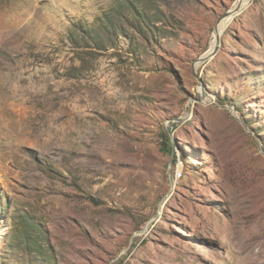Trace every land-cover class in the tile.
I'll use <instances>...</instances> for the list:
<instances>
[{
	"label": "rangeland",
	"instance_id": "obj_1",
	"mask_svg": "<svg viewBox=\"0 0 264 264\" xmlns=\"http://www.w3.org/2000/svg\"><path fill=\"white\" fill-rule=\"evenodd\" d=\"M237 1L0 0V264H264V0L193 66Z\"/></svg>",
	"mask_w": 264,
	"mask_h": 264
},
{
	"label": "water",
	"instance_id": "obj_2",
	"mask_svg": "<svg viewBox=\"0 0 264 264\" xmlns=\"http://www.w3.org/2000/svg\"><path fill=\"white\" fill-rule=\"evenodd\" d=\"M241 3H242V0H238L235 5L227 10L217 21V24L215 25V28H214V32H217L218 31V23L224 19V18H227L229 16H232L234 17L235 14H237L238 12H240L244 6H241ZM220 34H216V41H215V45L212 49L208 50L207 52H205L204 54H202L200 57H198L195 62H194V68L196 69V67L199 65V64H202L204 62H207L210 58H212L219 50L220 48ZM190 114V110L188 111V113L186 114V116L182 117V118H177L176 120L180 121V120H186L188 118ZM168 174H169V182H170V189L174 186V176L172 174V171L170 169V167L168 168ZM170 194V190L169 192L166 194V196H168ZM166 196L161 200L160 204L162 205L163 201L165 200ZM161 205L158 209V211L149 219V221L147 222V224L143 227V228H140L139 230L135 231L131 237V242L133 241V238H134V235L136 234H143L145 233L148 228L150 227V225L152 224L153 220L157 218V216L161 213L160 210H161Z\"/></svg>",
	"mask_w": 264,
	"mask_h": 264
},
{
	"label": "bare ground",
	"instance_id": "obj_3",
	"mask_svg": "<svg viewBox=\"0 0 264 264\" xmlns=\"http://www.w3.org/2000/svg\"><path fill=\"white\" fill-rule=\"evenodd\" d=\"M245 5H246V3L243 4L242 6H245ZM234 16H235V15H234ZM229 17H230V16H229ZM229 17L224 18V20L228 19ZM220 23L222 24L223 21H221V22L218 23V27H217V28H218V31L215 32V41H216V34H217V33L220 34V31H221V25H220ZM215 41H214V43L211 44L210 49H212V48L214 47V45H215ZM210 49H209V50H210Z\"/></svg>",
	"mask_w": 264,
	"mask_h": 264
}]
</instances>
